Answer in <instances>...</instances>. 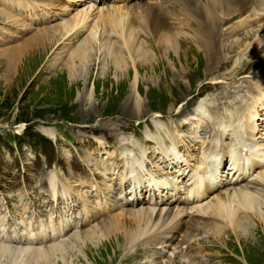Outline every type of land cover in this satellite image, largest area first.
Returning <instances> with one entry per match:
<instances>
[{
	"label": "rangeland",
	"instance_id": "1",
	"mask_svg": "<svg viewBox=\"0 0 264 264\" xmlns=\"http://www.w3.org/2000/svg\"><path fill=\"white\" fill-rule=\"evenodd\" d=\"M6 1L9 2L8 0ZM6 1L0 0L1 11L3 10L1 5L7 4ZM62 1L64 3L53 4L50 0L48 2L49 5L38 3L36 5L23 6L30 7L33 11H35L37 6H46L45 9L47 11V22L39 17L40 22L38 19L32 20V25L25 30L19 24L16 27L11 25L10 29V22L6 15L0 14V236L9 237L7 241H10V237H20L23 239L18 245L15 244V246H21L32 239H25L24 232L22 231L23 224L15 209L17 198L22 197L25 206L24 213L27 214L30 226H35L38 221L47 219V222L44 221L39 225L37 231H40V228L43 226L52 225L51 223L57 224L63 218H66L68 221L64 229L56 230L53 235L47 236L45 231L41 242L42 247L34 246V243H32V246H21V248L36 247L46 250L51 240L58 241L61 244L62 248L57 251L58 253L48 251L47 263L38 260L35 264H96L95 258H101L102 252H105L102 250H105V247L109 245H107V242L112 241V231L106 233L99 230V225L104 221L98 223L97 220V223L94 225L93 217H88L91 212L83 214L78 206V200L81 199L86 205H89L85 197L87 191L85 185L87 184L84 182L102 184L100 178L93 179L92 174L89 173L91 170H94L90 169L91 165H84L82 168L80 166H70V158L76 157L82 163L83 158L84 162H86V158L91 152L89 148L98 149L102 147L104 148L102 149L104 156L108 160H116L115 155L114 157L111 155L113 154L111 146L106 145L107 141L100 133L102 127L108 130L114 137L115 154L118 156L121 137L127 134L126 130L131 128L132 122L143 120L146 116L151 121V115L153 114L150 112L151 108L156 111L161 110L169 117L170 109L173 104L177 103L175 101L182 98L189 91V88L193 87V85H190L191 83H202L209 80V75L212 72V75L219 73L218 75L221 77L222 72L226 69L216 72L208 51L201 44H197L194 36L191 34L193 32L190 31L193 29L189 20L184 21L182 19L179 21L169 18L163 21L166 24L165 29H169L168 34L174 37V46L171 45V42L167 43L165 33L157 38L148 35L145 29L140 27V29H143L139 32L142 38H138L135 44V47H140H132L131 51L128 50L129 52L125 49L122 52L124 54H121L122 56H115L112 53L109 58L103 50H100L104 41L101 39V33L105 29L102 27L98 28L96 30L98 36L95 34L97 37L92 40L93 42L88 54L89 59L87 58L84 61L85 66L81 69L79 64H77L75 67L77 71H72L71 75L75 74V72L76 74H82L76 76L73 80L64 66L65 57L68 56L69 53L67 52L70 51V45H68L69 42L67 41L71 39L73 41L75 38L79 41L83 38L75 37L79 30L72 29L69 31L71 35L64 33L66 39H63L61 34L57 35L56 40L50 45L47 52L44 53L39 63L35 65V56H30L29 53L25 55L23 52L24 41L39 30L40 25L44 26L43 22L46 25L55 26L60 22V19H58L60 16L64 17L65 15V17H69L76 13L75 8L88 9L90 15L96 17L98 15L97 9L100 6H104L111 1L116 2L115 4L121 2V4L128 5L132 0ZM148 1L152 2V0ZM12 2L9 5L16 6L19 0ZM217 3L221 5L219 2ZM225 3H223L224 7L228 10L230 9V12L237 9L235 6H233V9L230 8L231 1ZM65 4H67L66 8L68 7L66 10L68 14L65 12L63 15L61 9ZM221 8L223 9V7ZM16 9L20 13V18H25L24 15L28 11L19 9V7H16ZM18 12H16L17 16L19 15ZM48 13L51 14L49 15ZM236 13L239 12H232L228 16H226L227 13L219 14V16L218 13H213L211 24H208L207 27L205 24H202L200 29L203 28L202 30L206 29L204 31L210 34L213 33L215 39L217 34L215 18L224 21ZM17 16H13L14 19H11L12 21L15 20V25L18 21L21 22ZM27 19L30 20L29 17ZM205 19L207 18L205 17ZM170 20L174 21L177 26L171 22L173 27L169 23ZM183 25L185 26L181 27ZM220 26L221 23L217 26L218 32L219 28H221ZM172 27L174 29L173 34ZM259 31L257 30L255 35ZM203 39L211 40V37L202 36L201 40ZM199 42L202 43L200 40ZM244 43H237L239 46L234 47V53L232 54H236ZM117 45H121V42L118 41ZM226 48L229 51L232 47ZM220 57L226 58L227 54L221 52ZM114 58L119 61L118 64L113 63L115 62L113 61ZM223 62L226 61L221 60V63ZM263 62L264 58H262L261 64ZM114 65H122L125 69L120 71L119 68H114ZM251 73L248 71L247 76L239 75L223 80L220 83L221 87L214 89L216 96L211 97V99L216 100L222 98L221 95H224L228 99L240 98L242 103H246L249 99L250 90L247 79L251 77ZM209 81V88L213 89L214 81ZM129 102L131 108L128 106ZM135 103H138L140 109L144 110L138 117L134 115L137 114L136 110L138 109ZM23 120H28L27 122L30 123L29 125L34 130L36 129L35 125L38 124V130L46 135L48 133L44 129H49L52 133L54 132V137L49 141L50 144L46 142L45 144L38 145L36 141L21 134L22 127L27 123ZM193 120L195 118L191 113L185 128L176 133L172 130L170 131V128L174 129V123L167 121L168 135L165 139L177 145L182 156L189 155V157H192L194 154V148L192 147L198 142L194 131L195 127L190 122ZM118 125H122L123 128L118 127ZM92 126L97 127L91 130ZM156 127L165 131L163 125L158 124ZM4 131L6 132L4 133ZM10 131L20 133L16 141L9 142L7 140L6 136ZM65 131H68L71 141L65 140ZM202 131L201 129L196 132L201 134ZM87 139L92 140L93 143L89 145ZM99 165L103 166V163L100 162ZM50 172L63 185V190L62 193L54 196L56 199L53 200L54 203L48 205L47 211L39 215L37 220H34L30 216V212L35 209L34 205H36L35 201L33 204L32 198L36 197L41 190L43 191V197L40 199L48 200L44 183L50 189H55L54 176ZM161 172L162 169L148 167L145 175L151 176ZM43 173H46V175L44 176ZM41 174L43 175L42 179ZM48 179L52 181V184H49ZM52 189L51 191H53ZM79 194L82 196L80 195V197ZM62 207L66 209L64 210ZM125 208L126 210L131 209L130 207ZM121 209L122 207L117 212L112 213V215L110 214L111 217L114 215L120 218L123 217ZM183 215H180L178 220L186 221L188 216ZM240 216L242 217V215ZM126 217H128V214ZM107 218H110V216L104 217V220ZM255 219L257 220V216H255L253 221H256ZM80 222L86 223L89 232H94L95 229L98 230L96 232L97 235H103L100 236V240L96 245L93 246L91 242H85L83 238L85 234L81 235L80 233L83 234V232L79 231ZM257 222L249 226L254 236L248 235L249 237L245 236L247 238L242 239L244 237H238L235 233L229 234L223 232L219 235L205 221L197 219L196 221L189 222L192 227L197 226L192 230L190 229V231H193V236L191 237L192 240L189 239V242H193L194 246L186 247V242H183L184 244L182 242L179 243L180 234L185 229L183 227L181 229L182 232L173 234L171 243L168 244L169 241H162L160 244L157 243L154 247L147 249L135 247L132 242L128 243L127 239H125L126 241L124 240L120 248V244L118 245V249L116 248L114 254L111 252L107 254L105 252L104 257L106 259L104 264H230L228 254L232 251L238 258L240 257L239 260L243 264H264V241L262 240V243H259L261 240L258 239V237L264 236V229L261 227H264V225ZM24 228L29 230V226L24 225ZM99 245V250L95 249ZM225 249L228 253L224 252ZM176 251L179 252L176 253ZM61 253L65 254V256L61 257ZM174 254L175 257L172 258ZM171 259H174V261ZM232 261L236 260L232 259ZM2 264H23V262H4ZM236 264L239 263L236 262Z\"/></svg>",
	"mask_w": 264,
	"mask_h": 264
},
{
	"label": "bare ground",
	"instance_id": "2",
	"mask_svg": "<svg viewBox=\"0 0 264 264\" xmlns=\"http://www.w3.org/2000/svg\"><path fill=\"white\" fill-rule=\"evenodd\" d=\"M8 1L9 2L6 1L7 4L1 5L3 10L2 11L0 10V14L3 13V15L4 14L6 15L7 19L10 22V29L12 26L16 27V26L22 25L24 27L23 30H25V29H27V27H30L32 25L31 24L32 20L35 21V19H38V21H39V18L34 14V11L31 10L30 7H23V6L30 5V4L36 5L38 3H41L43 5L44 4L49 5L48 2L50 0H40V1L19 0L18 4L16 6H11V4L9 5V3H11L14 0H8ZM223 1L226 3L227 2L229 3L231 1L230 8H232V9L234 8L233 6H235V8L237 7V9H234L232 12H241L243 9V6L239 5L243 2V0H161V1L154 3V4H150L148 2L138 0V1L134 2L131 6L132 8H134V12L130 11L128 14H126L124 16L123 15V12H124L123 7L125 5L121 4V2H118V4H115L116 2L114 3L111 1L112 2V3L110 2L111 4H106V6H104L103 8L97 9L98 15H96V17L91 16L88 9H84V8H82V9L75 8L76 13L72 14L69 17H65L64 13L66 12V10L68 8V7L66 8L67 4H65L63 6V8L61 9V11H63L62 13H63L64 17L60 16L58 18V19H60L59 20L60 22L58 24H56L55 26L46 25L43 22L44 26L40 25L39 26L40 28H38L39 30H37L34 34H32L30 37L25 39V41H24L25 45H24L23 52L25 55L27 53H29L30 56H35V59H36L35 65H36L39 63L40 59H42V56L44 55V53L47 52L50 45L54 42V40H56L57 35L64 34V33L67 34L72 29H74V30L78 29L81 32L83 39L79 40V41L76 40L75 42H73L72 39L67 41V42H69L68 45H70V47H69L70 51L67 52L69 54H68V56L65 57L66 59H65V63H64V66L67 69V72L70 73L69 74L70 78L74 80V78L76 76H79L82 73L80 72L81 74H76V72H75V74L71 75L72 71H77L75 68L77 66V64H79V67H81V69L83 66H85L84 61L88 58V54H89L90 49H91V44L93 42L92 40L96 39V37L98 36L96 34V30L98 28L102 27L105 29V31H103L101 33L102 34L101 39L104 41L101 45L100 50H103V52L106 53L110 58V56H111L110 54H112V53H113V55L118 56V55H121L125 49H127L126 51L129 52L128 50L131 51L132 47H134V48L140 47V46L135 47L137 39L140 38V37H138L139 36L138 30H143L140 28L137 29L138 25L140 27L144 28L145 30L147 29V33L150 36H154V37L158 38L159 36H161L162 34L165 33L167 36V43L171 42V45L174 46L173 45L175 43L174 37H173V35L168 34L169 29H165L166 24L163 20H166L167 18H169L171 20L177 19V20L181 21L182 19H184V21L189 20L191 22V28L193 30H191L190 32H193L194 35L197 36V38L202 42V43H200L202 46L204 44L206 46V48H208L210 50L211 54L210 53L209 54H210V58L212 59L211 63L214 64L215 68H218L221 65H223L225 62L221 63V60H218L217 56L214 54L215 53V39H214L213 33L210 34L206 31H204L206 29L202 30L203 28L200 29V27L202 24H205L206 27L208 24H211V22L213 20V17H212L213 13H221L220 15L227 13L226 16H228L230 13H232L229 11L230 9L228 10L226 7H224ZM51 2H53V4L64 3L62 0H51ZM217 2L221 3V5H219ZM16 7H19V9L27 10L29 14L28 13H27L28 15L25 14L24 15L25 18H20V13L16 9ZM221 7H223V9ZM69 10H72V9H69ZM217 11H219V12H217ZM14 12H15V14H14ZM16 12H18V14H19L18 16H17ZM40 14L44 15V13H40ZM13 16L19 17L21 22L18 21L17 24L15 25V23H16L15 20H13V21L11 20V19H14ZM27 17H29L30 20H28ZM205 17L207 19H205ZM46 18L47 17H45L43 19V20H45V22H47ZM48 23H49V21H48ZM41 26H43V27H41ZM184 26L185 25H183L181 27H184ZM260 28L262 30H264V23H262ZM82 31H84V33H82ZM261 33H263V31ZM69 34H70V32H69ZM70 35H67V36H70ZM75 35H76V33H75ZM217 35H218V32L216 34V37H217ZM250 35H251V32H243L241 35V38H247ZM199 36H201V37L202 36L203 37H209L210 36L211 40L210 39L201 40V37H199ZM63 39H65V38H63ZM118 41L121 42V45H117ZM163 41H164V39H163ZM238 41H241V39H238ZM140 44H138V45H140ZM216 46H217V44H216ZM122 47H124V48H122ZM227 47H231V46H227ZM223 49L227 51V48L225 49V47H224ZM113 61H115V62H113L115 64H118V62H119L115 58L113 59ZM77 62H80L82 64L77 63ZM119 66L120 65H114V68H116V69L119 68L120 71L125 69L124 67H122V65L120 67ZM83 70H84V68H83ZM237 70H238V68H237ZM80 71H82V70H80ZM231 84H232V82H231ZM232 86H234V85H232ZM128 106H129V108H131L130 102L128 103ZM135 106H138V109L136 110L137 114H134V115L136 117H138L143 113L144 110L140 109L138 103H135ZM200 107H201V105H199L196 109H199ZM44 131L47 132L48 135L53 137V133L51 130L44 129ZM239 142L240 141L233 135V136L229 137L228 142H226V141L224 142V146L228 145V149H233L235 152H238ZM206 156H207V153L200 160V164H202L201 168L198 165H195V166L189 168L190 172H189V169L185 172L184 175H186L188 173L191 176V179H190L191 184L188 188H186L184 190V196L182 199H186L188 197L191 198V200L193 198H195V199L199 198L200 199V197L203 195V193L207 192V190H209V189L213 190L216 183L219 182L218 180L217 181L214 180L211 182L204 180L205 174H204L203 170L206 168V162H205ZM259 158H260V156L258 155L256 158H253L250 162H248V168L253 166V164L257 163ZM220 159H221V157L219 155H214V162H213V166H212V169L214 171L217 170ZM235 162H236L235 160L232 162V165L230 168H232L234 166ZM197 168H199V171L197 170ZM237 169L239 170L240 168L237 167ZM241 171L242 170L240 169V171H238L237 175H235V177H234L235 183L238 182L237 180H240L242 178V177H240V179H239V174ZM183 173H184L183 171H180L178 173V175L183 177L184 176V175H182ZM43 175L45 176L46 173H43ZM43 175H42V178H43ZM258 175L260 178H264V169L261 170L260 172H258ZM227 181L229 182L230 179L228 178ZM43 182H44V179H43ZM48 182H49V184H52V181L50 179H48ZM231 187H232L231 191H229V189L227 190V187H224L223 190L218 191L212 199L207 200L205 204L200 206L199 211L201 210V213L206 212L207 214L211 215L215 219L226 220L228 225L231 227L232 233H235L236 235H238V237H240V236L244 237L242 239H246L247 237H245V236L253 235L252 234L253 231L249 228L250 222L246 223V219L242 218L243 217L242 211H243V209H249V210L252 209L251 203H252L253 195H252V192L245 189L244 186H231ZM80 192H82V191H80ZM80 195L81 194H79V196ZM174 195H176L174 199H167L166 198V200H163L161 202V205H157V206H154L153 204H147V205L142 206V207H137V208L134 207V209H132L133 207L131 206L130 210H126L125 207H122L121 211H123V217H121V218L119 216H115V215L113 217H111V215H112V213H111V215H108V216H110V218H107L106 220H104V217L102 219L101 218L98 219V223H101L104 221L103 223H101L99 225L100 226L99 230H102L106 233L109 231H112V236H111L112 241L110 240L109 243L107 242V245L108 244L109 245L106 246L107 248L105 247V250H102V251H105L107 254H109L110 252L114 254L118 245L120 244L119 245V248H120L123 245L125 239L132 240L135 236L139 235L141 232L149 231L150 229L160 227V226L164 225L167 221L172 219L178 213V211L176 209H173V206H174V204H176L177 202H179L181 200L180 194L174 193ZM229 196H231L233 199H235V202H236L235 206H231L230 203H227L225 201ZM84 198H82V199L84 200ZM142 199H143V197H142ZM140 201L141 200L137 201L135 204H137ZM40 206H41V204H40ZM61 206H64V205H61ZM65 206H66V204H65ZM190 207L191 206H188V208H190ZM100 210H102V209H98V211H100ZM252 212H254L257 216V220L255 219L256 221H258L257 223H261V225L262 224L264 225V213H262L261 211H258L256 209H253ZM127 214H128V217H126ZM240 215H242V217ZM77 221H79V220H77ZM256 221H252L250 223V225L254 224ZM47 224H49V223H47ZM204 225H205V223H204ZM49 226H51V225H49ZM180 227L181 226H177V225L172 226V228L168 229V231H172V232L178 231ZM185 227L187 229V227H189V226H185ZM261 227L264 229L263 226H261ZM43 228H44V226L40 228V231H38V233H40L41 229H43ZM55 228H56V226L50 227L51 232ZM94 228H97V227H94ZM80 231L83 232V234L80 233L81 235L85 234L83 236V238L85 239V242H87V243L91 242V244L93 246L98 243V241L100 240V236H103L102 234L97 235L96 232L98 230H95V229H94V232H91V231L89 232L87 229H85V230L82 229ZM192 232L189 230L186 234H184L182 236V240H181L182 243H183V241H186L189 237L192 236V234H193ZM99 234H100V232H99ZM103 234H105V233H103ZM51 239H52V237H51ZM190 239L192 240V238H190ZM258 239H260L261 241H259ZM258 239L257 240L259 241V243H262V240L264 241V236L258 237ZM34 240L35 239L32 238L31 240H29L25 243L23 242L24 244H22L21 246H23V245L32 246V243H34ZM36 240H41V239H36ZM21 246H15L14 245V247H11L9 244V241H7V239H6V241H3V242L0 240V264H2L4 262L10 263V262H15V261L23 262V264H35L36 261H38V260H41V262L47 263V261H48L47 256L49 254L48 251L58 253L57 251L61 250V248H62V247H60L59 244L48 246V248L46 250H44L43 248H36V247L21 248ZM192 246H194V245L192 244ZM99 247H100V245L98 247H96L95 249H98ZM105 252L104 253L102 252L103 255H101V258H99V259L95 258L96 264H104L105 263V259H106V257H104ZM178 252L176 251V253H178ZM175 254L172 258L175 257ZM64 256H65V254H62L61 257H64ZM171 260L174 261V259H171ZM187 263H189V262H187ZM189 264H191V263H189Z\"/></svg>",
	"mask_w": 264,
	"mask_h": 264
},
{
	"label": "trees",
	"instance_id": "3",
	"mask_svg": "<svg viewBox=\"0 0 264 264\" xmlns=\"http://www.w3.org/2000/svg\"><path fill=\"white\" fill-rule=\"evenodd\" d=\"M23 121H25V122H27L28 120H23ZM30 123H25V130H29V129H31V125H29Z\"/></svg>",
	"mask_w": 264,
	"mask_h": 264
}]
</instances>
